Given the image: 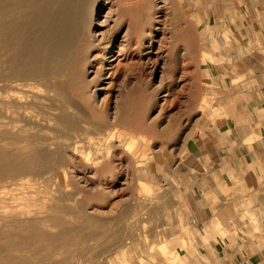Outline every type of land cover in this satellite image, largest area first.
Wrapping results in <instances>:
<instances>
[{"label":"rangeland","instance_id":"1","mask_svg":"<svg viewBox=\"0 0 264 264\" xmlns=\"http://www.w3.org/2000/svg\"><path fill=\"white\" fill-rule=\"evenodd\" d=\"M7 3L20 20L15 42L43 37L48 49L53 39L68 41L61 62L68 61L71 75L59 86L63 94L46 100L32 95L44 87L6 90L0 82V264H193L191 256L215 250L211 237L218 240L227 230L210 234L193 221L182 168L188 140L223 113L226 88L202 80L184 40L188 21L179 1ZM52 18L60 22L56 30ZM61 24L66 33L59 36ZM112 37L118 53L126 46L103 69L104 43ZM65 103L75 113L94 106L97 118H120L113 133L140 136V147L118 146L115 139L104 160L90 153L86 172L74 169L64 153L53 154L46 166L29 117L34 130L51 122L50 141L58 142L64 128L49 118L61 110L51 106ZM105 160L110 172L91 178Z\"/></svg>","mask_w":264,"mask_h":264},{"label":"crops","instance_id":"2","mask_svg":"<svg viewBox=\"0 0 264 264\" xmlns=\"http://www.w3.org/2000/svg\"><path fill=\"white\" fill-rule=\"evenodd\" d=\"M178 1L202 80L226 88L223 113L186 143L182 171L193 221L210 234L216 228L227 234L211 237L215 250L190 259L264 264V0Z\"/></svg>","mask_w":264,"mask_h":264},{"label":"bare ground","instance_id":"3","mask_svg":"<svg viewBox=\"0 0 264 264\" xmlns=\"http://www.w3.org/2000/svg\"><path fill=\"white\" fill-rule=\"evenodd\" d=\"M0 1H2L3 3V5L0 6V36H1L0 38V58H1L0 60L1 62L0 82H4L3 88L6 90L8 89L22 90L21 89L22 87H29V88L44 87L46 91L45 92L42 91L44 92L43 94H41L40 92H38L39 95L35 92L34 94H32L35 96V98L38 97L37 98L38 100L40 98L46 100V99H49L51 96L55 97V95L56 96L62 95L63 92L62 90H60L59 86L62 85V83H64L63 79L65 77H67L68 75H71V70H70V67L68 66V61L63 60L64 62L63 61L61 62L62 58L64 57L63 53L65 52L67 48L68 41L67 40L60 41V40L53 39L52 47L50 46V48L48 49L46 48L47 46L45 43V38L43 37L37 38L36 41L32 43H29L26 40H22L19 43L15 42L17 30L21 29V28H18L19 23H20L19 16L15 14V11L17 10V8L16 6L11 7L12 9L8 8L9 6H14L13 3L11 5H7L8 0H0ZM119 1L120 3L123 2V0H119ZM50 22H51V25L50 24L49 25L53 27V29L55 30L60 25L59 24L60 22L56 19L54 20L53 18L50 19ZM105 22L107 23V21L105 20L104 22H102V24ZM150 23L149 25L151 26ZM61 26H62V29L59 28V36L66 33L65 31L66 29H64L62 24ZM158 29L159 27H155L154 31ZM152 32L153 30L150 29L148 34H152ZM103 38L104 36L99 41H101ZM115 44H116V41H115V38L113 37L111 39H108L104 43V51L102 55L106 63L101 64L103 69L110 68L111 67V56L115 54L120 55L121 54L120 52L122 51L123 47L126 46L125 44L123 45L121 43L122 45L120 44L121 48H119L120 50L118 53V51H115L114 49ZM136 45H138V43ZM72 47L73 46H70L68 49H71ZM46 50L48 52H46ZM45 52L47 55L43 56ZM78 52L80 51L78 50ZM4 57L6 58L8 57V59L5 60ZM93 57L97 58L98 56L95 55ZM9 83L15 84V85L10 87ZM52 91L54 92V95L50 94V92ZM28 93H31V92L29 91ZM21 105L24 106V104H21ZM56 109H60L61 111L59 113H53V117L49 118V120L54 121L57 125H60L64 128V133H62V137L58 142L50 141L51 135L48 133V130L51 129L50 126L53 125L51 124V122L48 123V125H46L47 124L46 122H44L46 124L41 123L42 127H40L38 130H34L36 129V126H37L36 120L31 116L29 117V120L34 122L35 124V126H33L32 128V132H35L38 149L41 152V154H42V151L44 152L46 151L47 153L45 154V156L47 157V160L45 159L46 166H49L51 161L53 160V154L64 153L63 156H65L66 160H68L71 164L74 165V169L76 165V168L79 167L76 170H79V171L83 170L84 172H86L88 171L86 167L87 166L86 161L87 159H89V157H91L89 156L90 153L94 155V153L98 152L99 156H96L95 158H93L94 161L104 160L106 157V150H105L106 147L107 146H110L111 148L114 147L115 145L113 144V141L115 139H116L115 141L118 142L117 144L118 146L127 145L130 147V149L132 147H138L141 144L142 139L140 136H137L136 134H130V135L126 134L125 136L122 137L121 136L122 134L120 135L119 133H116V134L113 133L114 128L120 125L121 123L120 118L118 119V117H114V119H112L111 121H105L103 119H100L101 117L97 118L95 114L96 108L94 106H88L87 108L85 106V109L73 108L74 110H78V112L76 113L75 111L72 112L70 110V106L67 103H65L63 106L58 105L56 106V108L54 106H51V110H56ZM79 113H80V116L78 117L74 116V114H79ZM38 119L40 120V118ZM107 162L108 161L106 160L102 161L100 164L101 167L99 168L98 172H94L92 177L89 174L88 175L91 178H93V176L95 177V176L103 175L104 173L110 172ZM70 169H73V168H70ZM112 172L114 171L112 170ZM74 175H76V177L78 176L79 178H81L79 174H74ZM89 176L84 175V178H87ZM88 179H87V183H88Z\"/></svg>","mask_w":264,"mask_h":264}]
</instances>
